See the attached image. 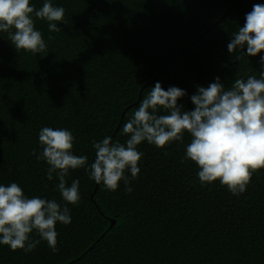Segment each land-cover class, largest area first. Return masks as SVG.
<instances>
[{"label":"trees","instance_id":"obj_1","mask_svg":"<svg viewBox=\"0 0 264 264\" xmlns=\"http://www.w3.org/2000/svg\"><path fill=\"white\" fill-rule=\"evenodd\" d=\"M50 2L65 15L59 32L33 15L45 53L16 49L0 31V185L15 182L29 198L65 203L36 158L43 127L71 131L73 154L90 165L92 141L126 142L123 126L156 82L185 90L178 104L190 111L198 86L219 77L227 90L260 77L264 52L230 54L227 45L264 0ZM190 141L185 132L163 148L138 145L140 172L125 173L131 193L123 180L116 191L97 184L87 166L70 170L67 184L79 180L81 201L68 205L70 224H56L59 251L43 240L29 253L0 244V264H264V169L238 196L219 181L202 186L198 167L184 159Z\"/></svg>","mask_w":264,"mask_h":264},{"label":"clouds","instance_id":"obj_2","mask_svg":"<svg viewBox=\"0 0 264 264\" xmlns=\"http://www.w3.org/2000/svg\"><path fill=\"white\" fill-rule=\"evenodd\" d=\"M33 15L49 22V32H59L56 22L64 21L65 9L53 6L50 0L39 10L30 5V0H0V31L9 33L16 49L45 53L47 45L35 29ZM227 48L230 54L239 50L248 57L264 52V4L253 5L244 26L233 33ZM259 62V78L249 75L247 79H236L227 90L219 77L207 87L198 86L190 97L194 106L190 111H183L178 104L185 90L175 86L164 90L156 82L124 124L126 142H113L109 136L92 141L95 159L90 165L87 156L73 154L71 131L43 127L39 131L42 152L36 158L47 163L49 181L54 175L58 179L56 188L65 203L38 196L29 198L15 182L0 185V244L29 253L43 240L58 252L56 224H70L68 205L81 201L79 180L67 184L70 170L87 166L90 179L97 184L116 191L123 180L126 191L131 193L125 173L130 171L135 179L140 172L138 164L144 153L137 146L147 141L163 148L173 141L182 142L185 132L191 141L184 159L198 167L201 185L219 181L232 195L244 193L253 174L264 169V55ZM161 110L166 114H160ZM33 232L39 239L32 238Z\"/></svg>","mask_w":264,"mask_h":264},{"label":"water","instance_id":"obj_3","mask_svg":"<svg viewBox=\"0 0 264 264\" xmlns=\"http://www.w3.org/2000/svg\"><path fill=\"white\" fill-rule=\"evenodd\" d=\"M139 98V97H138ZM115 223V219H111L110 226H112Z\"/></svg>","mask_w":264,"mask_h":264}]
</instances>
